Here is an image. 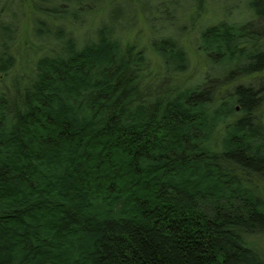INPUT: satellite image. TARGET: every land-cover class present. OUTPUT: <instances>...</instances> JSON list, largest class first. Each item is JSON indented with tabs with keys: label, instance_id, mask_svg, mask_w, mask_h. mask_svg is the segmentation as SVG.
<instances>
[{
	"label": "trees",
	"instance_id": "1",
	"mask_svg": "<svg viewBox=\"0 0 264 264\" xmlns=\"http://www.w3.org/2000/svg\"><path fill=\"white\" fill-rule=\"evenodd\" d=\"M155 1L0 0V264H264V0L200 26L215 84Z\"/></svg>",
	"mask_w": 264,
	"mask_h": 264
},
{
	"label": "rangeland",
	"instance_id": "2",
	"mask_svg": "<svg viewBox=\"0 0 264 264\" xmlns=\"http://www.w3.org/2000/svg\"><path fill=\"white\" fill-rule=\"evenodd\" d=\"M151 4L156 3L155 0H147ZM184 1L183 3V11L181 14V20L183 23L184 29H186L184 35L182 36L181 40L183 41L184 45H186L187 51L190 55V68L188 70L189 75H195L199 76V78H202L204 73L207 71L208 74L212 77V80L214 81V84L219 82L221 77L227 76L229 72L232 70L231 65H224L222 68H219L217 66L211 65L209 68L206 67L205 62L202 60L199 53L195 50L196 43L198 41L197 35L199 32V28L203 23H207L206 21L209 20L208 24H213L220 20H226L230 22H240L243 18V15L240 14L238 11L236 12V6L237 8L244 13L245 7L243 3L246 4V1L248 0H206V3L203 5L204 10L201 12L200 15H192V10L194 8L193 4L195 0H181ZM27 6V5H25ZM192 7V8H191ZM24 17V16H23ZM27 18V16L25 15ZM22 20V27L21 31L19 33V42L21 43V46L25 47L23 50L20 49L18 51V58L20 59L22 56V51H26L25 56H30V50L27 49V46L24 45V42H28L26 37L27 34V19ZM246 20H248L246 18ZM258 26L262 29H264V21L263 24H261L260 21L257 22ZM260 23V25H259ZM157 25H160V23H157ZM147 26L146 23L143 21H139V24L135 28L134 31H131L130 35L137 36L138 39H141L143 43L147 44ZM264 31V30H263ZM203 56V55H202ZM19 63V61H18ZM155 64H157L155 62ZM258 79V78H257ZM239 82V81H238ZM260 83L255 80V85L258 86ZM238 107V106H237ZM239 109L237 108V111ZM259 115L262 118V121H264V101L260 107ZM252 245L257 249L259 253H261L262 257L264 258V232L251 236Z\"/></svg>",
	"mask_w": 264,
	"mask_h": 264
}]
</instances>
